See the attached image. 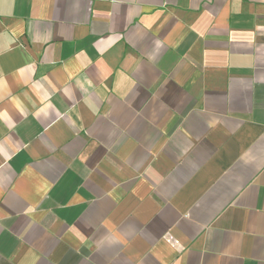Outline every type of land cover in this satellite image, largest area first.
I'll list each match as a JSON object with an SVG mask.
<instances>
[{
	"label": "crops",
	"instance_id": "0c3cea01",
	"mask_svg": "<svg viewBox=\"0 0 264 264\" xmlns=\"http://www.w3.org/2000/svg\"><path fill=\"white\" fill-rule=\"evenodd\" d=\"M0 264H264V0H0Z\"/></svg>",
	"mask_w": 264,
	"mask_h": 264
}]
</instances>
